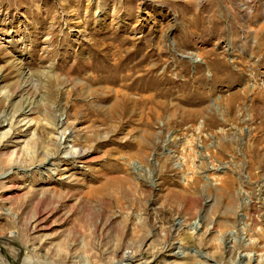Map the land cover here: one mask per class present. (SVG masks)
Returning <instances> with one entry per match:
<instances>
[{"label":"rangeland","instance_id":"rangeland-1","mask_svg":"<svg viewBox=\"0 0 264 264\" xmlns=\"http://www.w3.org/2000/svg\"><path fill=\"white\" fill-rule=\"evenodd\" d=\"M0 124V264H264V0H0Z\"/></svg>","mask_w":264,"mask_h":264},{"label":"bare ground","instance_id":"bare-ground-1","mask_svg":"<svg viewBox=\"0 0 264 264\" xmlns=\"http://www.w3.org/2000/svg\"><path fill=\"white\" fill-rule=\"evenodd\" d=\"M1 125V124H0ZM2 150V149H1ZM8 158V157H7ZM52 158V156H51ZM1 160V159H0ZM4 163V162H3ZM5 164V163H4ZM7 167V166H5ZM254 246L253 243H249V245L247 246V248H252ZM138 255V252L136 251H129V252H122L121 255L118 257V264H121L122 262H127L128 264H130L131 262H133L134 260H136ZM12 263H14L15 261L10 260ZM142 264H147L145 261L141 262ZM149 264V263H148Z\"/></svg>","mask_w":264,"mask_h":264}]
</instances>
